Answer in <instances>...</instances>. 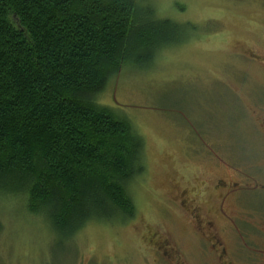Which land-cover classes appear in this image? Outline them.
Returning <instances> with one entry per match:
<instances>
[{
    "label": "trees",
    "instance_id": "1",
    "mask_svg": "<svg viewBox=\"0 0 264 264\" xmlns=\"http://www.w3.org/2000/svg\"><path fill=\"white\" fill-rule=\"evenodd\" d=\"M189 29L143 0H0V198L21 202L57 243L132 220L144 144L96 98Z\"/></svg>",
    "mask_w": 264,
    "mask_h": 264
},
{
    "label": "rangeland",
    "instance_id": "2",
    "mask_svg": "<svg viewBox=\"0 0 264 264\" xmlns=\"http://www.w3.org/2000/svg\"><path fill=\"white\" fill-rule=\"evenodd\" d=\"M143 1L158 18L190 29L151 65L123 69L96 98L126 117L144 144V172L128 186L133 219L90 223L57 243L21 202L0 198V264H157L159 240L182 241L179 222L172 226L168 217L172 183L210 178L218 151L242 172L261 167L262 153L250 158L247 105L264 101V73L242 55L247 48L264 54V0Z\"/></svg>",
    "mask_w": 264,
    "mask_h": 264
},
{
    "label": "flooded vegetation",
    "instance_id": "3",
    "mask_svg": "<svg viewBox=\"0 0 264 264\" xmlns=\"http://www.w3.org/2000/svg\"><path fill=\"white\" fill-rule=\"evenodd\" d=\"M242 56L249 67L264 73V54L247 48ZM252 101L247 105L253 120L250 158L257 160L262 153L261 167L242 172L230 162L224 161L225 166L218 151V167L210 178L202 173L203 178L172 183L168 217L172 226L179 222L182 241L173 236L159 240L158 263L264 264V101Z\"/></svg>",
    "mask_w": 264,
    "mask_h": 264
}]
</instances>
